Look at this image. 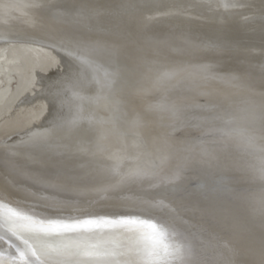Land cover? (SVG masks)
<instances>
[{
    "label": "bare ground",
    "instance_id": "obj_1",
    "mask_svg": "<svg viewBox=\"0 0 264 264\" xmlns=\"http://www.w3.org/2000/svg\"><path fill=\"white\" fill-rule=\"evenodd\" d=\"M262 160L264 0H0L8 200L49 216L163 201L190 259L264 264Z\"/></svg>",
    "mask_w": 264,
    "mask_h": 264
},
{
    "label": "snow or ice",
    "instance_id": "obj_2",
    "mask_svg": "<svg viewBox=\"0 0 264 264\" xmlns=\"http://www.w3.org/2000/svg\"><path fill=\"white\" fill-rule=\"evenodd\" d=\"M80 59L108 78L102 65ZM135 176H121L114 187ZM260 176L264 206V160ZM167 207L160 201L139 215H98L81 208L49 216L0 194V264H203L190 259L191 245L181 242L173 220L155 214Z\"/></svg>",
    "mask_w": 264,
    "mask_h": 264
},
{
    "label": "rangeland",
    "instance_id": "obj_3",
    "mask_svg": "<svg viewBox=\"0 0 264 264\" xmlns=\"http://www.w3.org/2000/svg\"><path fill=\"white\" fill-rule=\"evenodd\" d=\"M16 47H18V45H17ZM12 50H13V47H9V48L5 49V51L3 52L4 54H3V57H2V58H3L4 60H7V59H8V60H11V59H12V57H11ZM4 60H3V61H4ZM8 60H7V61H8ZM3 61L1 62V64H2V63H5V61H4V62H3ZM17 80H18V79H17ZM17 80L15 79V80H13V82H12V81L10 82V87H11L12 85L15 86V87L12 86L10 89H16L17 86L20 85V83H19ZM15 82H16L17 84H16ZM18 84H19V85H18Z\"/></svg>",
    "mask_w": 264,
    "mask_h": 264
}]
</instances>
